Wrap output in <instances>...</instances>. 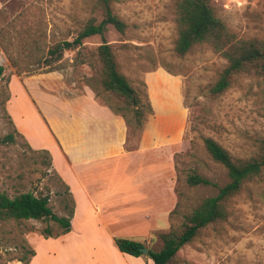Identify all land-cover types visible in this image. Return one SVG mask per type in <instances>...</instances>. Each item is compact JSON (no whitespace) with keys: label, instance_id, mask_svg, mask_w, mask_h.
I'll use <instances>...</instances> for the list:
<instances>
[{"label":"rangeland","instance_id":"1","mask_svg":"<svg viewBox=\"0 0 264 264\" xmlns=\"http://www.w3.org/2000/svg\"><path fill=\"white\" fill-rule=\"evenodd\" d=\"M100 4L101 0H0V65L5 68L0 83V138L9 134L15 137L12 143L0 141V191L11 196L23 192L49 195L50 206L61 217H67L73 208L69 189L53 168L52 159L49 165V156L34 150L17 131L7 103L3 102L6 94L10 96L9 83L16 75L60 72L74 90L88 86L95 68H100L95 54L103 42L101 36L84 40L82 49L65 51L52 65L47 64L53 60L48 52L56 44L72 41L92 19L99 23ZM210 4L238 38L264 39V0H210ZM113 9L128 28L120 34L109 26L104 39L115 49L122 71L142 97H149L153 114L146 125L161 118L159 132L179 137L175 145L166 148V164L167 169L174 167L177 201L181 199L182 213H186L215 193L212 188H191L187 184L195 169L214 180L226 179L224 171L206 154L205 137L214 138L242 159L260 155L264 140V78L239 75L225 94L206 96L201 88L217 79L226 61L206 44L196 46L184 58L175 56L177 29L172 0H116ZM152 58L160 65L157 69H164L162 64L178 75L146 78V69L157 71ZM15 90L22 102L17 115H23L30 127V121L36 120L34 109L18 80ZM115 102L116 98H111V103ZM138 138L137 132L130 131L129 148H136ZM229 210L227 222L203 231L180 250L171 264H264V171L245 184L230 202ZM94 220L86 223L73 219L71 235L62 240L43 235L46 229L57 233L59 226L53 221L24 222L21 238L35 250L29 264H127L125 258L129 256L119 251L118 238H108ZM2 236L0 264L21 257V250L9 249ZM126 239L141 241L152 250L163 247L161 237ZM141 258L145 264H153L147 256Z\"/></svg>","mask_w":264,"mask_h":264},{"label":"trees","instance_id":"2","mask_svg":"<svg viewBox=\"0 0 264 264\" xmlns=\"http://www.w3.org/2000/svg\"><path fill=\"white\" fill-rule=\"evenodd\" d=\"M116 0H101L100 10L102 20L97 23L92 19L72 41H64L54 45L48 52L53 58L47 62L52 65L59 61L65 51H75L83 48V42L87 38L99 35L103 42L96 50V58L100 68H95V75L87 82L88 86L96 93L97 97L108 106L115 114L121 116L130 131L137 132L140 140L149 115L153 114V108L147 94L144 98L141 92L134 86L131 78L122 71L117 53L109 44L104 35L108 27H113L120 34L127 31L126 22L121 19L113 9ZM172 11L175 16L177 37L173 52L176 57L184 58L193 48L199 45H208L213 52L221 56L226 65L219 73L217 79L208 86L201 88L206 96L217 98L225 94L234 84L239 75L264 78V39H240L232 32L226 23L220 19L210 4V0H172ZM144 59V58H143ZM148 59V58H147ZM151 62L157 69V59ZM91 66H95L91 62ZM166 72L177 76L165 65L161 64ZM154 70H145L152 72ZM5 73L4 66L0 65V83ZM29 74V73H27ZM146 87V84L143 83ZM116 98L117 103H111V98ZM10 99L6 94L4 104ZM2 143L15 142L13 134H9ZM204 149L210 160L225 173V180H214L195 169L187 178V184L191 188L208 187L215 193L204 198L197 206L186 213H182L181 199L170 215L172 225L170 230L161 235L163 247L159 250L149 249L147 257L153 264H171L178 253L185 246L192 244L206 229L227 222L230 217V202L243 189L245 184L259 178L264 171V140L261 142V152L257 158L242 159L234 156L228 149L212 137L203 139ZM49 156L51 165V155ZM47 160V158H46ZM179 181V175L177 176ZM67 187V186H66ZM68 188V187H67ZM69 189V188H68ZM179 196L182 194L179 192ZM73 208L67 217L55 214L50 206V197L44 193L23 192L11 196L6 191H0V234L3 242L9 249L21 250L22 256L10 259L3 263L18 260L23 264H29L35 256V251L27 241L21 238V226L30 220L53 221L59 226L56 234L49 229L43 231V235L61 236L67 234L72 228ZM12 227V229H10ZM116 245L119 251L125 255L136 258L142 257V248H146L141 242L118 238ZM1 251V248H0Z\"/></svg>","mask_w":264,"mask_h":264},{"label":"crops","instance_id":"3","mask_svg":"<svg viewBox=\"0 0 264 264\" xmlns=\"http://www.w3.org/2000/svg\"><path fill=\"white\" fill-rule=\"evenodd\" d=\"M145 73L148 78L168 72ZM16 80L34 109L36 120L30 121V127L23 115H17L22 102L15 90ZM69 84L60 72L13 77L7 111L15 128L34 150L50 153L53 168L74 201L73 219L86 223L95 219L112 239L160 238L170 227V215L178 202L174 167L167 169L166 148L179 137L160 133L162 121L155 118L145 125L136 148L131 149L125 120L89 86L74 90ZM71 233L58 238L66 239ZM128 256L127 264H145L141 257Z\"/></svg>","mask_w":264,"mask_h":264},{"label":"water","instance_id":"4","mask_svg":"<svg viewBox=\"0 0 264 264\" xmlns=\"http://www.w3.org/2000/svg\"><path fill=\"white\" fill-rule=\"evenodd\" d=\"M141 251H142L144 256H147L149 249L148 248H142Z\"/></svg>","mask_w":264,"mask_h":264}]
</instances>
